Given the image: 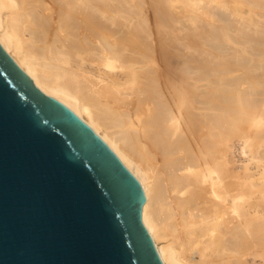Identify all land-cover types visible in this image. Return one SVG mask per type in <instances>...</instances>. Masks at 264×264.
Masks as SVG:
<instances>
[{
  "label": "bare ground",
  "instance_id": "bare-ground-1",
  "mask_svg": "<svg viewBox=\"0 0 264 264\" xmlns=\"http://www.w3.org/2000/svg\"><path fill=\"white\" fill-rule=\"evenodd\" d=\"M0 44L139 180L164 264H264V0H0Z\"/></svg>",
  "mask_w": 264,
  "mask_h": 264
},
{
  "label": "water",
  "instance_id": "water-1",
  "mask_svg": "<svg viewBox=\"0 0 264 264\" xmlns=\"http://www.w3.org/2000/svg\"><path fill=\"white\" fill-rule=\"evenodd\" d=\"M144 201L106 142L0 44V264H164Z\"/></svg>",
  "mask_w": 264,
  "mask_h": 264
}]
</instances>
